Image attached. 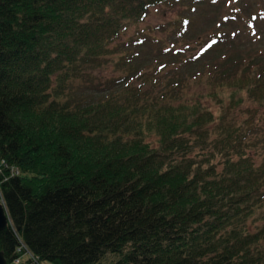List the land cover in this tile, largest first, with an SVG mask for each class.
Instances as JSON below:
<instances>
[{"label":"trees","instance_id":"1","mask_svg":"<svg viewBox=\"0 0 264 264\" xmlns=\"http://www.w3.org/2000/svg\"><path fill=\"white\" fill-rule=\"evenodd\" d=\"M248 2L0 0L6 264L19 247L51 264H264V64L223 51ZM85 83L104 95L75 94Z\"/></svg>","mask_w":264,"mask_h":264},{"label":"rangeland","instance_id":"2","mask_svg":"<svg viewBox=\"0 0 264 264\" xmlns=\"http://www.w3.org/2000/svg\"><path fill=\"white\" fill-rule=\"evenodd\" d=\"M261 7L262 5L261 3H259V0H249V2L247 3V8L243 14L245 17V21L242 24L237 25L240 27L232 26L228 28V31H235L234 34H236V40L230 43L231 41L230 39H232L230 38L229 46H228L229 48H225V49L223 48L224 49L223 51L229 52L230 55H235V54L247 55L251 59L254 58L256 62L258 61L260 65L264 64V19L258 18L256 20L258 11L260 10ZM203 8L208 9L205 6ZM181 13H183V8L179 6L178 7L176 6L172 9H169L167 7L152 8L148 16L143 20L142 23L138 25L137 29L138 30L147 29L148 27L155 26V25H158L164 22H168L169 20L178 17ZM250 16H253V17L250 18ZM247 21H249L248 22L249 28L247 27ZM216 22L217 20L206 18L204 20H201L200 28L204 29L207 27H213L216 24ZM134 28H135L134 26L130 28L127 34L131 35L132 32L136 30ZM250 28H251V31L254 33V35L250 33ZM209 52L208 53L206 52L205 54L202 55V57L199 60L200 63H202V61L205 60L206 58H207V61L210 60V62H212L213 60L216 61V56L218 55L217 54L214 55L215 51L211 52L210 54ZM189 68H192V66L186 64L182 68V71H185ZM94 73H95L94 74L95 77L102 78V79L105 76L113 77L114 75L117 74L112 70V67L110 66L103 68L102 70L95 71ZM74 90H75V94L81 97H84V98L97 99L104 95L103 93L97 92L95 89L90 88L88 83L80 84ZM251 106H253L252 103L249 101H246L244 107L235 112V117L233 118V120L235 122H238L243 117H245L246 114L244 113V116H243V113L241 115V112L244 111L245 108H248ZM213 109H216V108H213ZM260 133L264 135V124L261 126ZM251 155L253 156L254 161H258L260 159L259 154L253 155V152H251ZM261 213L262 215H264V210ZM258 216L260 217L261 215H258ZM257 218L258 217H256V219ZM255 222L258 224L260 223L259 220H256ZM250 228L253 229L254 226L250 224ZM112 261H114V257L111 255H106L99 261L98 264H110ZM41 264H51V263L41 262Z\"/></svg>","mask_w":264,"mask_h":264},{"label":"built area","instance_id":"3","mask_svg":"<svg viewBox=\"0 0 264 264\" xmlns=\"http://www.w3.org/2000/svg\"><path fill=\"white\" fill-rule=\"evenodd\" d=\"M4 161L0 162V166H3L4 168L6 167V165L3 163ZM1 169V168H0ZM1 171V170H0ZM10 172L13 175H18V170L11 168ZM23 248L19 247L16 250V253L18 254V256L14 259L12 264H40L37 261V258L34 257L32 254H30L29 252H21Z\"/></svg>","mask_w":264,"mask_h":264},{"label":"water","instance_id":"4","mask_svg":"<svg viewBox=\"0 0 264 264\" xmlns=\"http://www.w3.org/2000/svg\"><path fill=\"white\" fill-rule=\"evenodd\" d=\"M8 223L7 215L4 207L0 204V231H2ZM0 264H6L2 252H0Z\"/></svg>","mask_w":264,"mask_h":264}]
</instances>
